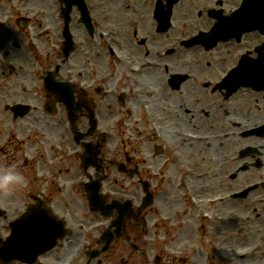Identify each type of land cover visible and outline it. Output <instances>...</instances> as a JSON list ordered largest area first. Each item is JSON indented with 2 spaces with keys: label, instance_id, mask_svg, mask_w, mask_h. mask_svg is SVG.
<instances>
[{
  "label": "flooded vegetation",
  "instance_id": "af4514ba",
  "mask_svg": "<svg viewBox=\"0 0 264 264\" xmlns=\"http://www.w3.org/2000/svg\"><path fill=\"white\" fill-rule=\"evenodd\" d=\"M225 2L237 6L240 0H225ZM249 40L253 47L258 49L264 57V34L252 32L249 35ZM200 106L202 109L203 103H201ZM202 122L203 124L198 130L209 135L221 132L220 129L208 120L207 116L204 115ZM229 145L233 144L229 142ZM63 149L64 148H28L31 163H28L30 164V168L25 182L26 193L21 195L18 194L14 190L13 184L9 185L7 189L0 188V205L4 206V210L7 209L6 206L8 204H14V201H27L25 205L39 201L47 214L50 213V215L54 216L56 219L60 217L64 220L63 212L66 210L70 220L75 221V215L69 206V204L74 203V199L60 192L58 181H63L64 179L68 180L70 177L63 176L70 168L79 165V160H65L63 158ZM13 163L17 162L13 161ZM1 165L5 167L9 165V162L0 161V167ZM36 165L39 168L40 174L35 170ZM1 169L2 168H0V170ZM72 177L74 176L72 175L71 178ZM5 215V212L1 214L2 217ZM97 222H99V219L95 217L89 220L90 224H95ZM135 227L137 228V223L134 220L128 219L126 221L124 237H121L119 241H114L106 253L109 256V260L121 257L123 259V264H143L144 259H149V255L143 243L144 240L140 237V231L134 229ZM72 243L73 241H70V243L68 242L67 244L69 247H72ZM99 244L100 239L97 238L89 247H99ZM56 248H58V242L56 243ZM160 253L161 252L157 250V254ZM62 259L63 257L60 256L59 251L53 250L40 258L37 264H58ZM163 264H168V261L164 260Z\"/></svg>",
  "mask_w": 264,
  "mask_h": 264
},
{
  "label": "rangeland",
  "instance_id": "374dc122",
  "mask_svg": "<svg viewBox=\"0 0 264 264\" xmlns=\"http://www.w3.org/2000/svg\"><path fill=\"white\" fill-rule=\"evenodd\" d=\"M54 1V0H53ZM140 8V7H137V9ZM113 10V8H112ZM147 9H144V11H146ZM114 18V16H112ZM149 21V20H148ZM120 21L119 20H115V21H110L109 23H119ZM124 22V21H123ZM123 22L120 23L121 26L123 27L124 31H125V26L123 25ZM147 33H153L150 29V26L149 24L147 23ZM81 38L84 40L85 38V34L84 33H81L80 34ZM124 38V37H123ZM91 43L92 45L90 46V52L91 54H93L94 52H99V50L101 49H98V47L96 46V43H95V38H94V35L93 37L91 38ZM127 47L129 49L133 48V46H131L130 44L127 45ZM85 81H86V84H94L95 83V79L94 77L90 74L86 75L85 76ZM102 86H105L102 85ZM180 98L178 95H176V98ZM110 106V107H108ZM96 108H97V114H96V117L99 119L98 120V125H101L103 128H109V126L112 124V123H116L118 125V128L117 130L115 131V133H112L111 136H109L105 141L106 143L103 145V148H113V156L117 155V157H119V154L121 153V146H120V136L123 135L122 131V125L124 124L126 128L129 127V124L127 122H122L121 121V116L120 115H117V111H118V107L117 105L114 103V100L112 98H105L104 100H102L101 102H98L97 105H96ZM117 119H119V122L116 121ZM131 122V121H130ZM63 124V116H60V119H59V126L61 125L62 126ZM59 128V127H58ZM49 130L52 132V127L49 128ZM60 130V129H59ZM61 133H64L66 134L67 132H63L60 130ZM31 139H33L31 137ZM132 149V153L134 154L135 158H136V152H138V148H130ZM148 151V148H139V152H142V156L144 159H147V154L150 155V153L147 152ZM169 156V152H167L166 154H164L163 156V159L165 157H168ZM162 168V166H161ZM114 175L113 172H111V177ZM173 175L171 174V170L168 171V170H164L162 169L161 171V181H157V188L159 190V193L161 195V202L158 203V201H156L157 204L154 205L153 209H152V213H154V210L156 212H161V213H164V214H168V215H171L172 213V209L175 208L174 207V204H177L180 209L183 210V216L180 217L178 220L174 221L172 223V225L170 226V229L174 227V229H179L181 231V234L179 236V239L181 237V235L183 234L182 238H191L192 236V233H190L188 230L187 232L184 231L185 230V227L188 225V224H191V221L196 218V211L193 210L187 200L185 199L184 195H183V191L180 189L179 185H171L170 184L173 182ZM239 179L237 178V181ZM169 194V196H165L163 194ZM174 203V204H172ZM233 204H230L229 207L230 209L227 208V213H229L230 215L234 216L235 218H242L243 216V213L245 214V225L242 229H238L239 227L237 226V224H233V228L234 230H239V233H240V236H239V240L238 241L240 244L244 243L243 242V232L245 230H247V228L250 227V221L252 220V216L254 215L253 214V210L250 208L251 204H252V201H239V202H232ZM226 208V207H225ZM224 212L226 210H223ZM245 211V212H244ZM155 214V213H154ZM153 214V215H154ZM156 215V214H155ZM154 217H157L155 216ZM197 219V218H196ZM259 217L257 218V223H258V226H261V225H264V222L260 220H258ZM157 222V221H156ZM263 222V223H262ZM198 224L200 223L197 222ZM256 222H254L252 224V226L255 224ZM261 223V225H260ZM196 224V225H198ZM181 227V228H179ZM255 231H257L256 229L254 230V234H255ZM186 235H185V234ZM253 233H251L250 235L246 236V243L248 242H251L252 240V236ZM196 237H198L199 235H195ZM255 238V237H254ZM262 254V253H261ZM256 264H259V263H256Z\"/></svg>",
  "mask_w": 264,
  "mask_h": 264
},
{
  "label": "clouds",
  "instance_id": "9594fccd",
  "mask_svg": "<svg viewBox=\"0 0 264 264\" xmlns=\"http://www.w3.org/2000/svg\"><path fill=\"white\" fill-rule=\"evenodd\" d=\"M24 177L12 168L0 170V188L7 189L9 185L23 182Z\"/></svg>",
  "mask_w": 264,
  "mask_h": 264
},
{
  "label": "bare ground",
  "instance_id": "6f19581e",
  "mask_svg": "<svg viewBox=\"0 0 264 264\" xmlns=\"http://www.w3.org/2000/svg\"><path fill=\"white\" fill-rule=\"evenodd\" d=\"M90 1L93 2L92 0H90ZM96 13L99 14V15H104L105 13H107V10L106 9H98V8H96ZM155 78H156V76H155ZM152 80H153V78H152ZM156 80H153V81L155 82ZM157 81H159V80H157ZM96 147H97V145H94L93 149L96 150L97 149ZM239 250H243V249H239ZM257 259H258V256L256 257L255 261H251V260H247V261L236 260V263H239V264H256L257 262H259V260L257 261ZM233 262H235V261H233Z\"/></svg>",
  "mask_w": 264,
  "mask_h": 264
}]
</instances>
